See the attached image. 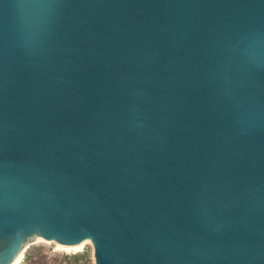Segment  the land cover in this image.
<instances>
[{"label":"water","instance_id":"obj_1","mask_svg":"<svg viewBox=\"0 0 264 264\" xmlns=\"http://www.w3.org/2000/svg\"><path fill=\"white\" fill-rule=\"evenodd\" d=\"M264 264V0H0V264Z\"/></svg>","mask_w":264,"mask_h":264},{"label":"rangeland","instance_id":"obj_2","mask_svg":"<svg viewBox=\"0 0 264 264\" xmlns=\"http://www.w3.org/2000/svg\"><path fill=\"white\" fill-rule=\"evenodd\" d=\"M82 243L81 248L66 249L52 240L33 238L23 248V256L16 264H95L90 241Z\"/></svg>","mask_w":264,"mask_h":264},{"label":"bare ground","instance_id":"obj_3","mask_svg":"<svg viewBox=\"0 0 264 264\" xmlns=\"http://www.w3.org/2000/svg\"><path fill=\"white\" fill-rule=\"evenodd\" d=\"M64 246V245H63ZM83 246V243L77 244V245H73V246H66V249H78L81 248ZM23 256V255H22ZM21 255L18 256V258L12 263V264H16L18 263V261L20 260V257H22Z\"/></svg>","mask_w":264,"mask_h":264}]
</instances>
